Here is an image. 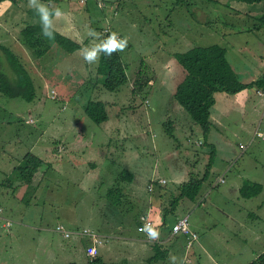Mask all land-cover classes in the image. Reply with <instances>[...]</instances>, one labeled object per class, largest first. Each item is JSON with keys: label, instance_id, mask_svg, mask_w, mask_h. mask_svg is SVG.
Masks as SVG:
<instances>
[{"label": "rangeland", "instance_id": "obj_1", "mask_svg": "<svg viewBox=\"0 0 264 264\" xmlns=\"http://www.w3.org/2000/svg\"><path fill=\"white\" fill-rule=\"evenodd\" d=\"M56 1L63 8L73 10L71 13L76 20V27L82 38L87 37V46L102 40L107 28H110L112 32H117L118 29L126 33L128 37L130 35L127 47L122 51L130 81L115 91L107 89L103 84L102 77L104 75L99 74L97 68L101 56L98 63L86 65L83 58L80 60L77 55L67 54V51L59 45L54 47L55 44H51L52 47L48 53L42 57H35L32 50L21 41L23 26L32 24L29 20L30 13L27 11L28 9H25L28 0H19L16 3L12 0L1 1L0 38H7L2 41L3 44L11 48L21 62L26 65L33 76L36 87V97L33 101H27L23 97L12 98L4 95L0 90V197L3 199L7 198L9 194L6 192L9 191L12 194L13 189L10 186L5 188L1 185V180L5 178L4 172H7L6 175L11 178L10 176L13 175L9 172L13 167L18 166L30 151L39 157H46L51 161L48 163L45 160L46 164L52 163L53 165L55 159L53 150L58 153L66 145L64 142H61L60 146L56 145L55 138L61 137L66 142L67 140L71 142L75 140L76 134L81 132L92 139L95 138L96 142L104 138L111 141L109 146L106 145L104 148L98 149V151H109L113 154L111 156L115 157L107 168H114L113 171H116L119 169V166L116 165H120L123 170L129 168L134 171L138 165L140 154L144 158L141 163L142 167L145 162L154 166L157 161L160 175L171 180L172 175L169 174L170 166L168 164L171 156L180 151L181 145L178 141L168 138L165 128L157 123L160 112H152L151 106L155 96L149 79L155 78L157 84L161 80H168L171 72L181 69L176 53L185 52L194 46L214 43H220L229 49L226 54L231 61L240 60L238 68L241 67L239 70L241 76L243 73L248 75L254 67L261 66V62L252 58L255 54L264 55V36L261 32L252 30L243 39L240 37L229 39L234 40L232 41L233 46H227L228 43L222 39V35L228 32L236 34L242 25L238 16L225 5L226 1L227 4H230L231 0H125L121 4L117 1V4L114 5L111 0ZM204 5L207 6V13L202 16L198 10ZM85 7L90 9V14H87L83 9ZM261 16L263 14L258 15L260 24ZM114 19L119 24L118 28H116ZM244 22L249 27H253L255 23L258 24L254 21ZM89 30L96 33L95 38L88 35ZM41 47H43L42 44L38 45L37 49ZM0 69L9 77L15 75L9 54L1 49ZM167 74L169 75L167 76ZM255 87L254 85L246 89ZM260 89L264 94V89ZM133 90L136 91L133 92ZM262 93L261 95H263ZM146 97L151 98V103L145 102ZM242 98H244L242 99L243 104L247 106V117H255V114H252L250 101L245 96ZM92 99L103 100L106 103L107 111L112 117L109 124L97 123L88 116L86 104ZM252 99L261 103L262 98L255 92ZM116 105H120L123 110L118 112ZM139 107L142 108V111H137L134 117L129 116L131 123L125 126L122 124L116 126L115 119L120 113L129 115L132 110ZM184 111L190 115L186 108ZM244 115V112L239 113L240 119ZM238 121L239 119L232 120V117L228 116L222 121L221 131L224 135L231 137L230 151L235 150L236 155L242 151L241 144L246 146L244 150L247 151L246 154L255 153L256 156L253 155V159H249L251 163L249 167L255 169L252 163L261 160V153H264V140L258 137L253 143L249 142L250 138L245 135L246 133L240 131L236 126ZM76 124H79V128ZM262 128L264 129V127ZM112 130L115 133H112L110 138L109 131ZM138 132H141L140 139H138V134L136 136ZM75 144L74 142L71 146H75ZM70 149L69 145V149L63 152H70ZM191 149L208 150L198 146H191ZM52 165L47 167L48 171L40 189L36 188L26 196L27 202L30 204L25 202L22 209L12 216L17 220H29L32 226L25 227L19 236L14 238V244L11 246L7 243L12 240L3 238L6 255H3L2 263L6 264V259L9 258L7 263L52 264L56 259V253L47 254L46 239L42 238L41 233L50 234L48 238L55 244L56 242L63 243L74 235L72 237L64 236L68 238L65 239L53 230L43 231L39 228L45 225L55 228L60 223L66 225L69 219L74 222L73 224L81 226L79 230L85 228V225L92 226L94 222L99 225L102 220H106L107 225L114 227L117 225L116 221L119 218L113 213V210L116 212L117 208H108L104 204H107L109 199L101 198L103 191L100 192L99 188L104 183H100L97 187L85 183L79 185L74 182L75 178L80 177L79 174L70 175L65 171L59 172L54 167L52 168ZM239 166V164L236 165L237 169H233L227 179H230L234 173L237 174V170L241 169ZM62 168L68 171L73 169L68 163H64ZM106 169L103 170L102 177L105 176ZM74 171L81 173L80 169H74ZM39 176H41L40 173L35 177L36 182L40 180ZM251 186L255 188L252 191L257 193L253 200H264V192H260L261 186ZM227 187L228 184H223L211 189L210 195L204 193L209 211L204 219L208 222L217 221V229L212 231L217 246L215 255L229 257L231 264H249L253 260H257L258 256L255 257V255L264 246V238H258L260 233H257L256 236L249 233L246 228L242 227L243 222L235 223L226 220L225 214L230 213L228 201L235 199L233 192ZM24 188L22 187L20 190L24 191ZM245 190L242 191L243 194H240L242 197ZM238 197L244 203L239 194ZM11 202H9L10 207ZM213 202H217L216 206ZM62 204L65 207H62ZM67 208L72 210L66 212ZM202 208L203 206L194 209L196 210L195 216L200 217L201 222L204 214ZM234 209L236 208L234 207ZM47 210L50 211L48 220L45 219ZM185 211H189V209L178 207L176 214L180 216L189 214ZM240 211L245 215L244 208H241ZM173 217L174 215H170L169 221H172ZM245 217L250 220L253 216ZM239 220L244 219L239 218ZM253 225L258 228L264 227V223L260 220L254 221ZM125 226L129 229L127 223ZM205 232L202 231V233ZM77 236L81 237L80 234ZM112 241L114 248L121 247L119 239H112ZM241 250L242 252H240ZM103 251L107 253V246Z\"/></svg>", "mask_w": 264, "mask_h": 264}, {"label": "crops", "instance_id": "obj_2", "mask_svg": "<svg viewBox=\"0 0 264 264\" xmlns=\"http://www.w3.org/2000/svg\"><path fill=\"white\" fill-rule=\"evenodd\" d=\"M117 1L121 4L124 3L125 0H111L113 5L117 4ZM41 3L48 5L50 9L60 10L61 15L54 18L55 30L57 32L75 40L81 44V47L87 46V37L85 39L82 38L76 27V20L71 13L73 10L63 8L56 0H41ZM225 5H227L230 11L235 13L242 21V25H240L236 34L228 32L222 35V39H225L228 43L227 46L234 45L232 44L234 40L229 39L234 37L243 39V37L252 30H257V32H261L264 36V25L258 22V15L264 14V0L254 3L242 0H231L230 4H227L226 1ZM25 9H28L27 11L30 13L29 20H31L32 24H39L40 18L34 9L29 8L28 4ZM83 9L87 14H90L89 8L85 7ZM206 9L207 6L204 5L200 7L198 11L201 12L202 16H205L207 13ZM114 20L116 22V28H118L119 24L116 19ZM244 21H248V23L254 21L258 22V24L255 23L253 27H249ZM24 28L23 26V29ZM112 28H114V25H112ZM117 33L121 37H127L129 41L130 35L128 37L126 33L118 29ZM3 40H7V38H0V42ZM214 44L222 46L220 43ZM57 45L56 43L54 47ZM225 48L228 52L229 49L227 47ZM80 49L73 53L67 52V54L77 55L79 59L83 58L82 55L78 53ZM226 56L231 67L237 75L240 76L239 78L243 83H252L264 75V55L255 54L252 56V58L261 62V66L254 67L248 75H244L243 73V78L239 73L241 67L240 69L238 68L240 60L233 62L229 59L227 54ZM168 75L169 74H167V76ZM185 76L186 70L181 65V69L171 72L168 80H161L157 84L155 78L149 79L151 86H153V95L155 96L151 109L153 113L160 112L157 123L165 128L168 138L178 141L181 145L180 151L176 155L171 156L168 164L170 166L168 168L169 174L172 175L171 180L160 175L157 161L154 166L145 162L144 167H142L141 163L144 161V158L140 154L138 165L134 171L129 168L123 170L120 165H116L119 166V169L116 171H113L114 168H107L112 164L115 157H112L111 155L113 154L109 153V151H98V149L100 150V147L104 148L106 145L109 146L111 144L108 138L99 139L96 142L95 138L92 139L86 136L84 132L76 134L74 137L75 140L71 142L70 140L66 142L61 137L55 138V140H57L56 145L60 146L61 142H64L66 145L63 150L58 153L53 150L55 159L53 160V165L50 163L52 168L54 167L59 172L65 171L70 175L75 173L79 174L80 177L74 179V182L79 185L85 183L97 187L100 183H104V185L99 188L100 192L103 191L101 198L105 197L109 199L107 200V204H104L108 206V208H117L116 212L113 210V213L119 219L116 221L117 225L115 227L107 225L108 223L106 220L99 222V225L97 222H94L92 226L85 225L95 229L104 238V242L99 245V255L95 258H91L87 253V246L90 243L88 237L75 235L68 239L65 238L61 232L57 231L55 229L56 227L54 228L49 225L39 227L43 231L46 229L53 230L59 233L63 238L68 239L63 243L56 242L55 244L49 240L48 237L50 234L41 233L42 238L45 237L46 239L47 254L52 255L56 253V259L52 264H136L137 262H140L139 264H181L185 262L188 257L191 260L189 264H231L229 257H219L215 255L217 253V246L212 231H216L217 221L208 222L204 219L209 214L204 193L206 192L210 195L212 192L211 189L223 184H228L227 189L229 188L235 196V199H230L228 201L230 213L225 214L226 220L235 223L243 222L244 225H242V227L246 228L249 233L255 236L257 233H260L258 238H264V227L258 228L253 225L254 221L258 220L264 223V200L254 201L253 197L257 194L254 193V191L252 196L244 195L242 197L240 195L246 187L255 190L251 185H260V192H264V153H261L262 158L260 161L257 160L252 163L255 169L249 167L251 164L249 159H253V157L256 156L255 153L246 154L247 151H244L246 146L242 147L241 145L242 151L238 155H236L235 150L230 151L232 139L229 135H224L220 128L222 121L227 119L228 116H231L232 120L239 119L236 126L239 127L240 131L246 133L245 135L250 138L249 142L253 143L258 137L264 140V129L262 128L264 127V94L258 87L248 90L244 89L237 93L217 91L215 94V103L212 106L210 115L211 126L209 131L205 132L204 128L194 121L191 115L184 111L185 107L176 98L175 94L177 87L184 80ZM99 77L101 78L102 76ZM156 84L157 86L154 87ZM135 89L138 91L137 88ZM136 90H133V92ZM255 92L261 96V103H257L252 99ZM260 92L263 95H261ZM242 96L247 97L250 101L251 110L253 111L252 114H255V117H247V106L243 104L244 102H242V99L244 98H242ZM145 102L151 103V98L146 97ZM116 107L118 112L123 110L120 105H116ZM137 111H142V108L139 107L138 109L132 110V113L129 115L127 113H120L115 119L117 122L116 126L121 124L125 126L131 123L129 116L132 115L134 117ZM236 112H244L245 115L240 119L239 113ZM111 118L109 114V118L104 121V123L109 124L112 120ZM76 126L79 128V124H76ZM109 132V137L111 138L112 133H115V131L112 130ZM137 134L138 139H140L141 132L136 133V136ZM74 142L76 143L75 146H71ZM69 145L71 147L70 152H63L69 149ZM52 146L48 147L51 148ZM191 146L203 147L208 150H192ZM43 159L47 160L48 163L51 162L46 157ZM64 163H68L73 169L68 171L62 168ZM237 164L240 165L239 167L241 169L237 170V174L234 173L230 179H227L229 173L233 169H237ZM74 169H80L81 173L74 171ZM104 169H106V173L105 176L102 177ZM6 173L4 172V174ZM254 175H256V177H254ZM163 179L166 180V182H162L161 180ZM39 182L41 183H39L38 186H36L38 181L34 183L38 190L43 183L42 180H39ZM198 183H200L201 187L197 196L192 198L188 195H182L181 192H184L183 188L185 186L190 184L191 188L197 189ZM4 187L6 188V186ZM22 187H25L24 191L20 190ZM150 187H152V189H150ZM26 189L29 191L31 188L27 185H22L18 189L13 188L12 194L7 191L6 193H9L7 198L3 199L0 197V207L3 209L2 215L0 216V251L2 254L0 264H5L2 263L4 261L3 255H6L3 248V238L10 241L12 240L7 243V245L11 246L14 244V238L18 237L25 227L29 228L32 226L29 220H17L12 218L16 212L22 209L25 202L30 204L27 202L26 196L28 193ZM238 194L243 198L244 203L241 202ZM10 201H12L11 207L9 206ZM213 203L216 206L217 202ZM61 206L65 207L64 204ZM201 206H203L202 211L204 213L202 222L200 217L195 216L196 210H194ZM178 207L189 209V211L185 212L189 213L187 215H190V227L194 232L198 233L199 238L194 242L192 247H188V241L191 238L190 235L181 232L174 233L172 231L177 220L187 216L176 214ZM234 207L239 210L234 209ZM241 208H244L245 215L240 211ZM70 210L72 209L67 208L66 212ZM49 214L50 211L47 210L46 216L44 215L45 219L48 220L50 218ZM170 215H174L172 221H169ZM142 216H148L154 221V229L158 232L157 238H151L145 231L139 228L141 226ZM245 216L253 217L247 220ZM239 218L244 220H239ZM8 222H11L10 226H7ZM67 222L66 225L71 230H77L81 227L80 225L73 224L74 222L70 219ZM46 223H48V221H46ZM126 223L129 229L125 226ZM202 231L206 232L202 233ZM112 239H119V241H121V247L114 248L112 246L114 244L112 243ZM106 246L108 251L104 253L103 249ZM240 252H242V250ZM263 253L264 246L261 247L255 257L258 256L259 258ZM172 256L176 258L171 260ZM8 259H6V264H15L7 263Z\"/></svg>", "mask_w": 264, "mask_h": 264}, {"label": "trees", "instance_id": "obj_3", "mask_svg": "<svg viewBox=\"0 0 264 264\" xmlns=\"http://www.w3.org/2000/svg\"><path fill=\"white\" fill-rule=\"evenodd\" d=\"M12 1L15 3L19 2V0ZM242 1L254 3L262 0ZM259 21L264 25V14L260 17ZM111 32V29L110 32L105 31L103 39ZM21 33L22 43L32 50L35 57H42L51 49V44L56 43L69 53H73L81 48V44L56 30L54 38L49 39L44 37L41 32L40 23L26 26ZM0 43H2L0 44V49L9 54L15 74L14 77H9L0 69L1 92L12 98L23 97L27 101H33L36 97L33 76L14 51L8 46H5L3 42ZM41 44L43 47L37 49L38 45L41 46ZM226 53V48L217 44L208 46L198 45L191 47L185 52L176 53L179 63L186 70L184 80L177 87L176 98L187 109L192 119L204 128L205 132H208L211 126L210 115L212 106L215 103V94L217 91L237 93L254 85L259 89H264V76L255 82L243 83L231 67ZM98 72L104 75L102 78L105 87L112 91L120 89L129 81L124 58L120 51L114 52L110 57L101 54ZM141 85L143 84L141 83ZM86 112L97 123H102L109 118L107 106L103 100H90L86 105ZM49 165L46 164L44 159L30 151L24 156L21 163L13 167L10 171L13 175L10 176L11 178L6 175L7 173L3 174L5 178L1 180V185L11 186L14 189H18L22 185H27L31 188L29 191L27 189V193H30L41 183L38 181L35 186V177L40 173V180L43 181ZM200 187V183L197 184V189L191 188L189 184L183 188L184 192L181 193L183 196L188 195L193 198L198 195ZM245 189L246 192L244 195L252 196L253 189L249 187ZM263 263L264 253L250 264Z\"/></svg>", "mask_w": 264, "mask_h": 264}, {"label": "clouds", "instance_id": "obj_4", "mask_svg": "<svg viewBox=\"0 0 264 264\" xmlns=\"http://www.w3.org/2000/svg\"><path fill=\"white\" fill-rule=\"evenodd\" d=\"M28 7L34 9L38 14L40 18L42 35L49 39L54 38V33H55L54 18L61 15L60 10L50 9L48 5L41 3V0H28ZM105 31L110 32V28H107ZM88 35L94 38L96 37V33L93 30H89ZM127 44H128L127 37H121L117 32L113 31L109 35H107L106 38L100 40L98 43H92L90 46H82L80 49V54L82 55L84 61L87 64L89 65L96 64L98 63L101 54L110 57L114 52L124 51L127 47ZM0 209L2 208L0 207ZM142 230L145 231L153 239L157 238L158 236V232L147 224L144 226ZM175 258H176L175 256H172L171 260H174Z\"/></svg>", "mask_w": 264, "mask_h": 264}, {"label": "built area", "instance_id": "obj_5", "mask_svg": "<svg viewBox=\"0 0 264 264\" xmlns=\"http://www.w3.org/2000/svg\"><path fill=\"white\" fill-rule=\"evenodd\" d=\"M86 1V0H84ZM109 31V30H108ZM54 92V91H53ZM242 147H245L244 144H241ZM162 182H166V180H161ZM152 189V187H150ZM2 213V209H0V215ZM141 226L139 227L141 230L147 224L152 228H155V223L150 217L142 216L141 218ZM11 222H8L7 225H10ZM57 231L61 232L65 237H72L73 235L80 234L81 236L88 237L91 241L87 246V253L91 258H95L99 255L100 248L99 245L104 242V238L94 229L90 227H85L81 230H71L64 224H57L56 228ZM174 233H184L190 235V239L188 241V247H192L194 242L198 240V233L194 232L190 227L189 215L179 218L177 222L173 226ZM191 262L190 258L188 257L185 262L181 264H189Z\"/></svg>", "mask_w": 264, "mask_h": 264}]
</instances>
